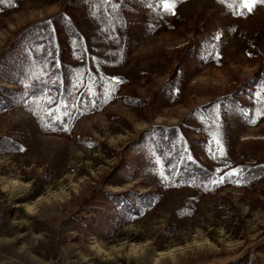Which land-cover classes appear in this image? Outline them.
Here are the masks:
<instances>
[{
  "label": "rangeland",
  "instance_id": "1",
  "mask_svg": "<svg viewBox=\"0 0 264 264\" xmlns=\"http://www.w3.org/2000/svg\"><path fill=\"white\" fill-rule=\"evenodd\" d=\"M115 1L118 23L90 0H0V264H264V2ZM48 29L70 106L42 85ZM158 127L201 177L169 176ZM231 168L239 184L210 182Z\"/></svg>",
  "mask_w": 264,
  "mask_h": 264
},
{
  "label": "trees",
  "instance_id": "2",
  "mask_svg": "<svg viewBox=\"0 0 264 264\" xmlns=\"http://www.w3.org/2000/svg\"><path fill=\"white\" fill-rule=\"evenodd\" d=\"M228 3H232L234 5H239L240 0H226ZM90 7L92 9L94 17L98 20V22H105V21H111V22H122L123 20L122 14L120 10L118 9V6L116 4L115 0H90ZM115 5V6H113ZM111 19V20H110ZM121 19V20H120ZM119 20V21H118ZM69 23V24H68ZM67 23V20H65V27L67 29V32L69 33L71 38H75L76 41L79 44V52L83 54V57L86 59L87 65L91 63V57L89 54L91 53L89 46H85L83 44L82 34L77 27V25L73 21H69ZM52 36V38H50ZM42 43H46V52L45 54L48 59H50L52 62L50 65L51 67L46 66L45 71L46 73V79L42 82V85L47 90H58V96L59 99H63L66 92V77H65V70L66 66L63 62V60L57 59V57H54L57 52L59 51V38L54 37L53 38V32L51 29H48V32L45 33L41 39ZM82 44V45H81ZM52 50H56L54 53V56H51ZM50 52V54H49ZM92 69V65L88 66ZM91 69H88L85 71L84 74V84L85 87L83 90L86 92H89V87H93V89L100 91L102 87V83L99 80V76L97 74L93 75V71ZM99 80V81H98ZM82 82V83H83ZM51 93V92H50ZM91 95L92 92H89ZM94 97V96H93ZM98 97V95L96 96ZM65 101V105H71L68 103V100L66 97H64L63 101ZM66 120L69 118L68 115L64 117ZM159 131L157 133L156 140L159 141V150L162 151L159 152V157L163 164V169L167 172H169V176L173 179H179L182 177H196V176H202L201 171L197 170L195 164H193L192 159H189L191 157V151L188 147H186V143L184 142V138L178 134V130L176 127H158ZM191 162V163H190ZM190 167V169H189ZM190 170V171H189Z\"/></svg>",
  "mask_w": 264,
  "mask_h": 264
},
{
  "label": "snow or ice",
  "instance_id": "3",
  "mask_svg": "<svg viewBox=\"0 0 264 264\" xmlns=\"http://www.w3.org/2000/svg\"><path fill=\"white\" fill-rule=\"evenodd\" d=\"M105 2H106V0H105ZM256 2H257V0H241V5L243 8H246L249 12H251L252 8ZM262 2H264V0H262ZM163 4H164L165 10H171L174 8V2H171V0H163ZM113 6H115V5H113ZM111 80L115 81V82H119V78L115 77V76L111 77ZM89 92H91V88H89ZM108 94H109L108 92L105 93L106 96ZM61 103L63 104V102H61ZM259 116H264V112H258L257 117H259ZM59 118L60 117H57V119H59ZM251 122L254 123L255 120H252ZM216 144H217V150L219 151L220 155L223 156L224 155L223 146L220 144L219 140H216ZM189 159H191V157H189ZM239 172H240L239 168H231V169H229V171L227 173V177L224 175H221L218 179L212 180L210 182L213 184L223 183L227 178L236 176L237 179H235L233 182L239 184L241 182L240 179L238 178Z\"/></svg>",
  "mask_w": 264,
  "mask_h": 264
}]
</instances>
